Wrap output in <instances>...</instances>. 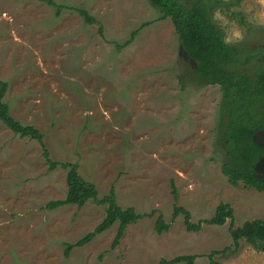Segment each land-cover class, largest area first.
<instances>
[{
  "label": "rangeland",
  "instance_id": "1",
  "mask_svg": "<svg viewBox=\"0 0 264 264\" xmlns=\"http://www.w3.org/2000/svg\"><path fill=\"white\" fill-rule=\"evenodd\" d=\"M54 1L87 10L98 24L85 25L70 10L56 18L37 0H0V79L7 84L8 113L40 131L52 161L78 164L99 198L113 187L121 208L154 213L128 226L114 249L117 224L66 259L64 244L91 232L106 206L48 210L49 202L65 197L66 171H49L39 143L0 122V264H158L182 255L208 264L213 250L231 245L230 225L264 220V193L232 186L221 173L219 87L185 80L188 66L178 55L174 27L149 0ZM206 1L212 14L219 11L244 31L234 44L254 45V60L262 65L264 27L249 22L264 10L260 0ZM221 203L233 209L232 224L193 233L181 214L174 217L176 205L192 223L209 220ZM158 215L169 225L162 234L154 228ZM214 259L264 264V252L241 241L236 256Z\"/></svg>",
  "mask_w": 264,
  "mask_h": 264
},
{
  "label": "trees",
  "instance_id": "2",
  "mask_svg": "<svg viewBox=\"0 0 264 264\" xmlns=\"http://www.w3.org/2000/svg\"><path fill=\"white\" fill-rule=\"evenodd\" d=\"M54 11L56 18L62 12L70 10L76 12L85 25L98 22L83 8L69 7L54 0H37ZM162 14L161 19L171 21L178 39L179 47L183 48L196 62V68L188 66L187 81L198 87L218 86L221 100L218 106V138L215 141L218 149L223 152L221 173L229 184L238 186L242 183L264 193V178L255 175L253 165L264 156V146L252 141V136L258 130H264V58L262 65L255 59V46L246 44L226 45L223 41L221 29L212 21V6L206 0H149ZM145 25H142L143 28ZM140 29L132 33L134 37ZM98 32L102 35L99 25ZM126 45L128 44L125 43ZM119 50L124 46L115 45ZM184 78H180L182 83ZM7 84L0 79V122L19 138H29L39 143L42 155L48 164V170L60 167L66 171V194L63 199L51 201L48 210L64 206L75 205L82 209L87 202L106 206L102 221L89 233L75 243H65L63 255L66 259L75 248L84 247L95 236L109 230L117 224V231L113 238L111 249L117 247L128 226L136 224L144 217H151L154 212L140 215L132 208H121L116 202L114 188L108 194L99 198L98 190L93 183L84 180L78 173V164L59 163L52 161L43 142L40 131L30 125H22L8 113V107L3 95ZM171 193L176 203L178 194L171 184ZM183 216V224L187 232H199L204 225L223 226L227 221L233 222V209L229 204H219L214 215L209 220L192 223L190 213L175 205L174 217ZM155 231L162 234L169 230L162 216L155 220ZM231 245L221 251L213 250L208 255V264H220L215 256L222 258L234 257L240 250V242L244 241L253 249L264 252V220L254 219L245 221L240 227H229ZM197 256L182 255L172 259H161L158 264H194Z\"/></svg>",
  "mask_w": 264,
  "mask_h": 264
},
{
  "label": "clouds",
  "instance_id": "3",
  "mask_svg": "<svg viewBox=\"0 0 264 264\" xmlns=\"http://www.w3.org/2000/svg\"><path fill=\"white\" fill-rule=\"evenodd\" d=\"M262 8H264V0H260ZM212 21L218 23L223 30V41L226 45L238 43L245 38L244 31L241 30L234 22H230L219 11L212 14ZM250 23L264 27V10L253 14L249 18Z\"/></svg>",
  "mask_w": 264,
  "mask_h": 264
},
{
  "label": "water",
  "instance_id": "4",
  "mask_svg": "<svg viewBox=\"0 0 264 264\" xmlns=\"http://www.w3.org/2000/svg\"><path fill=\"white\" fill-rule=\"evenodd\" d=\"M178 55L187 64H189L191 68H196V62L183 48L179 47ZM252 141L259 146H264V130H259L254 133L252 136ZM253 169L257 173L258 178H264V156L260 157L259 160L253 165Z\"/></svg>",
  "mask_w": 264,
  "mask_h": 264
},
{
  "label": "flooded vegetation",
  "instance_id": "5",
  "mask_svg": "<svg viewBox=\"0 0 264 264\" xmlns=\"http://www.w3.org/2000/svg\"><path fill=\"white\" fill-rule=\"evenodd\" d=\"M259 131V130H258ZM256 133V132H255ZM255 172V171H254ZM255 175L257 176V173L255 172Z\"/></svg>",
  "mask_w": 264,
  "mask_h": 264
}]
</instances>
